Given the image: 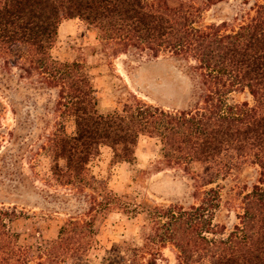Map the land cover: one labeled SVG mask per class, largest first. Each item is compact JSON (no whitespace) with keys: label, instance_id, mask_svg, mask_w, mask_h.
<instances>
[{"label":"trees","instance_id":"1","mask_svg":"<svg viewBox=\"0 0 264 264\" xmlns=\"http://www.w3.org/2000/svg\"><path fill=\"white\" fill-rule=\"evenodd\" d=\"M203 1L213 6L228 0ZM241 3L252 13L227 28L225 21L200 24L201 7L193 0H0V91L33 103L34 112L25 119L32 115L36 130L39 124L44 129L47 115H53L54 129L45 135L38 130L45 140L40 149L50 161V180L73 186L85 209L83 216L70 214L63 220L55 238L36 245L21 243L1 218L7 211H0V264H89L90 251L99 244L95 219L111 212L115 197L108 196L105 183L95 185L89 164L103 146L111 150L112 164H131L143 137L158 142L164 165L187 174L194 191L247 161L257 166V178L243 195L238 223L227 233L212 222L216 188L208 189L209 197L198 204L152 206L139 227L143 243L138 248L133 244L128 264H138L146 254L145 264H155L166 242L177 250L176 264H264V1ZM72 18L82 21L113 55L139 62L163 55L175 63L192 80L191 106L164 109L132 95L133 101L119 109L100 111L84 64L51 52L61 21ZM244 90L251 103L228 102L231 92ZM9 102L15 117L8 132L11 150L25 125L18 103ZM69 121L73 130L68 132ZM125 206L114 208L128 214ZM124 243L105 251L107 264H113L111 250L128 260Z\"/></svg>","mask_w":264,"mask_h":264},{"label":"rangeland","instance_id":"2","mask_svg":"<svg viewBox=\"0 0 264 264\" xmlns=\"http://www.w3.org/2000/svg\"><path fill=\"white\" fill-rule=\"evenodd\" d=\"M248 1L253 3L264 0ZM241 2L228 0L209 6L203 0H193V3L201 7L200 24L225 21L227 28L238 26L243 19L241 16L247 17L252 13L249 5ZM51 52L60 60H77L84 64L92 78L102 112L119 109L124 102H132V95L164 109L190 107L192 104L189 98L192 80L175 63L165 60L163 55L152 60L143 58L142 62L124 54L113 55L111 49L103 47L97 35L77 18L61 21L57 41ZM10 99L18 103L20 118L25 127L21 131V140L8 150V132L15 125ZM243 100L252 102L246 90L233 91L228 95L229 103ZM28 112H34L31 101L19 97L15 92L6 95L0 91V211L8 213L1 218L11 230L18 233L21 243L36 245L55 238L63 220L70 214L81 215L85 209L77 201L79 193L73 186H59L50 180V161L40 149L45 140L43 136L38 137V134L42 132L45 135L54 129L56 121L53 115H47L48 123L44 129L43 124H39L42 128L40 132V128L35 129L36 123H30L32 115L29 121L25 119ZM72 130L73 124L69 121L67 131ZM18 150L19 155L16 152ZM111 158V150L103 146L89 164L95 185L105 183L108 196H115L110 206L113 208L111 212L107 216L100 213L95 219L99 244L90 251L89 264H107L103 259L107 255L105 251L123 241H126L122 244L123 248L128 250L124 256L128 259L126 262L121 259L122 253L119 255L111 250L108 255L113 264H128L132 248L135 247L133 244L138 248L143 243L138 239L139 227L147 210L154 205L171 207L176 202L184 207L198 204L203 197H209L207 191L211 187L219 192L212 222L222 225L227 233L238 223L237 215L242 212L243 195L257 178V166L247 161L231 169L223 179L219 178L215 183L199 189L201 192L194 191L187 180V174L179 168L166 167L158 152V142L146 137L139 141L133 163L112 164ZM157 168L161 170L156 171ZM86 192L92 193L90 189H86ZM99 193L104 195L105 192ZM63 195L74 198L61 200L60 196ZM100 195L98 199L101 200ZM124 205L128 214L114 208ZM133 237L135 242L129 241ZM159 250L155 264H176L177 250L171 243L166 242ZM149 257L146 254L138 264H145V259Z\"/></svg>","mask_w":264,"mask_h":264}]
</instances>
